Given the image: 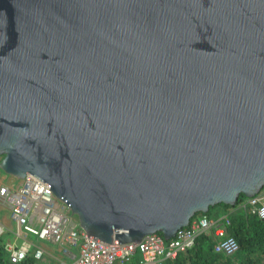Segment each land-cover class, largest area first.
Returning <instances> with one entry per match:
<instances>
[{
    "label": "water",
    "instance_id": "water-1",
    "mask_svg": "<svg viewBox=\"0 0 264 264\" xmlns=\"http://www.w3.org/2000/svg\"><path fill=\"white\" fill-rule=\"evenodd\" d=\"M0 171L106 244L264 192V0H0Z\"/></svg>",
    "mask_w": 264,
    "mask_h": 264
},
{
    "label": "built area",
    "instance_id": "built-area-1",
    "mask_svg": "<svg viewBox=\"0 0 264 264\" xmlns=\"http://www.w3.org/2000/svg\"><path fill=\"white\" fill-rule=\"evenodd\" d=\"M2 162L0 157V165ZM1 197L16 227L14 236L23 242L21 248L5 245V252L13 264L24 262L34 250L37 261L50 255L59 264H167L194 249L202 236L215 238L216 255L231 257L239 250L236 240L228 234L231 221L227 215L222 219L199 217L171 241L152 235L137 244L118 241L106 244L93 236L89 238L69 206L35 177L28 176L18 187H6ZM246 206L264 223V192L248 199ZM7 232L0 221V237Z\"/></svg>",
    "mask_w": 264,
    "mask_h": 264
},
{
    "label": "trees",
    "instance_id": "trees-1",
    "mask_svg": "<svg viewBox=\"0 0 264 264\" xmlns=\"http://www.w3.org/2000/svg\"><path fill=\"white\" fill-rule=\"evenodd\" d=\"M247 201V198L241 196L235 207L220 205L211 209L208 214H201L195 218L202 216L221 218L227 215L231 221L228 234L236 240L239 246L235 255L231 257L216 255L214 253L217 244L215 238L202 236L198 239L194 249L167 264H264V223L252 214L250 208L246 206ZM35 243L37 244V241ZM5 245L6 238L2 236L0 237V264H13L5 252ZM35 254L36 250L31 251L28 258L20 264H44L43 261L35 259ZM50 260L51 264H59L53 258Z\"/></svg>",
    "mask_w": 264,
    "mask_h": 264
},
{
    "label": "crops",
    "instance_id": "crops-1",
    "mask_svg": "<svg viewBox=\"0 0 264 264\" xmlns=\"http://www.w3.org/2000/svg\"><path fill=\"white\" fill-rule=\"evenodd\" d=\"M19 184H20V181L16 180L13 177H8V179H6V177H4L3 173L0 171V220L8 229V234H10V235H14L16 233L15 232L16 227L10 221L9 210H8L7 206L5 204H3V199L1 197V191L3 189H5L6 187H9V188L18 187ZM224 217H226V215L222 216L221 218L215 217V219H222ZM49 248L53 249V247H51V246ZM47 256L49 259L47 258ZM47 256L44 258L43 263L44 264H51L52 261L50 260V258H52V257L50 255H47Z\"/></svg>",
    "mask_w": 264,
    "mask_h": 264
},
{
    "label": "rangeland",
    "instance_id": "rangeland-1",
    "mask_svg": "<svg viewBox=\"0 0 264 264\" xmlns=\"http://www.w3.org/2000/svg\"><path fill=\"white\" fill-rule=\"evenodd\" d=\"M4 177H6V179H8L9 176L3 174ZM1 221V220H0ZM6 238V245H16L18 248H21L23 246V242L20 241L19 239H17L14 235H10L8 233H6L5 235Z\"/></svg>",
    "mask_w": 264,
    "mask_h": 264
},
{
    "label": "clouds",
    "instance_id": "clouds-1",
    "mask_svg": "<svg viewBox=\"0 0 264 264\" xmlns=\"http://www.w3.org/2000/svg\"><path fill=\"white\" fill-rule=\"evenodd\" d=\"M10 177V176H9ZM8 233V232H7ZM4 236V235H3Z\"/></svg>",
    "mask_w": 264,
    "mask_h": 264
}]
</instances>
